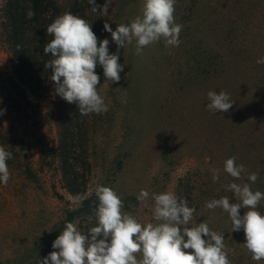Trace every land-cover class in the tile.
<instances>
[{"label": "trees", "instance_id": "trees-1", "mask_svg": "<svg viewBox=\"0 0 264 264\" xmlns=\"http://www.w3.org/2000/svg\"><path fill=\"white\" fill-rule=\"evenodd\" d=\"M105 2L96 0L101 6ZM109 3V9L121 8L124 24H128L135 18V9L141 14L143 0H109ZM91 7L88 0H2L0 43L10 58L12 74L6 76L0 72V110H3L0 146L11 152L12 158L7 161L10 179L6 185L0 183V232L15 229L22 217L19 212L13 215L10 208L24 199L35 205V210L27 209L28 213L24 214L15 232L35 233L18 240L20 245L15 247L2 246L3 238H0V264H39V259L58 251L52 248V243L66 222L74 223L85 233L97 226L94 211L98 200L94 190L107 182L94 162L93 114L81 116L75 104L56 94L52 70L44 66L52 57L43 52L53 38L46 32L48 25L66 12L91 24L99 46V41L105 37V32H98L104 29L105 15L92 12ZM29 9L35 13L31 18L27 16ZM174 17L175 22L183 26L179 36L180 55L187 54V28H194L196 34L195 26L199 25L202 30L220 37V48L225 55L221 72L232 63L243 69L238 83L244 91L231 101L238 100L244 108L236 112V127L246 132L233 138L232 129L230 136L223 138L221 145L226 147L227 155L208 149L201 192L195 188L187 190L195 184L192 180L185 187L179 180L176 196L187 199L188 206L196 210L189 227L205 222L211 230L223 234L230 264H264V259H252L245 247L243 229L232 232L228 213L206 207L212 199L221 197L238 203L235 193L226 190L233 182L248 183L253 191L264 193V129L259 126L264 123V64L257 63L264 58V0H176ZM157 43L161 50L166 46L163 40ZM170 47L174 52V47ZM193 63L192 70L186 69L187 62L179 60L176 64L161 89L160 110L172 104L180 107L190 82L201 83L206 78L201 62L194 60ZM95 71L102 76L101 66L97 65ZM173 81L180 84L175 90ZM221 127L226 129V124ZM232 157L236 158L237 165L245 167L240 179L224 171L225 161ZM213 169L220 170L217 181L212 179ZM251 173L258 174L255 183L248 180ZM77 197L81 198L79 202ZM131 197L136 203L134 209L129 211L124 205L123 212L133 215L141 224L155 223L152 196L144 201L138 200L137 195ZM245 211L241 209V215ZM258 211L264 214V199ZM37 232H42L40 252L35 244L37 241L34 242Z\"/></svg>", "mask_w": 264, "mask_h": 264}, {"label": "clouds", "instance_id": "clouds-1", "mask_svg": "<svg viewBox=\"0 0 264 264\" xmlns=\"http://www.w3.org/2000/svg\"><path fill=\"white\" fill-rule=\"evenodd\" d=\"M88 3L92 12L108 15L109 0L102 6L97 5L96 0H88ZM175 4L176 0H143L141 14L130 23L119 24L114 31L105 23L104 30L111 33L117 45L114 53L109 52L107 38L100 40L98 46V38L85 19L70 12L57 16L46 29L53 38L43 48L44 54L52 57L44 66L52 70L56 94L75 104L81 116L107 112L108 106L97 91L100 83L95 71L97 65L103 69L105 83H117L124 70V65L118 62L119 49L126 43L135 41L137 55H142L146 46L161 40L166 46L178 47L183 26L175 22ZM34 15L29 9L27 16ZM257 63L264 64V58ZM207 96L210 101L207 109L214 114L228 112L234 103L224 91H209ZM10 158L12 153L0 146V183L5 185L10 179L7 164ZM235 160V157L228 158L224 171L240 179L246 170ZM212 171L213 181L219 180L220 170ZM257 179V173L248 175L253 183ZM226 190L234 192L239 202L230 203L228 197H221L212 199L206 207L228 213L232 232L243 229L245 247L252 259H264V214L258 211L264 193L253 191L248 183L233 182ZM94 194L98 200L94 211L97 226L85 233L74 223L66 222L52 243V248L58 251L39 259V264H230L223 234L211 230L205 222L189 227L196 210L188 206L187 199L178 198L173 192L153 193L156 222L141 224L133 215L123 212V201L111 187L97 186ZM148 198L149 192L141 189L137 199ZM80 199L76 198L78 202ZM241 209L246 210L243 215Z\"/></svg>", "mask_w": 264, "mask_h": 264}, {"label": "rangeland", "instance_id": "rangeland-1", "mask_svg": "<svg viewBox=\"0 0 264 264\" xmlns=\"http://www.w3.org/2000/svg\"><path fill=\"white\" fill-rule=\"evenodd\" d=\"M1 4L2 0L0 7ZM120 9L108 10V15L102 22L103 27L107 23L114 31L117 25L124 24ZM138 12L135 9L134 17ZM195 28L198 30L196 34L194 28H187V54L180 55L179 46L174 47L173 52L170 46H164L161 50L158 43H153L143 49L142 55H137L133 41L119 49L118 62L124 65L120 81L105 83L104 75H99L101 81L97 91L108 106V111L92 113L94 162L107 182L101 186H109L115 190L129 211L136 205L131 196H138L141 189L148 191L150 196L163 192H173L176 195L179 180L183 186L192 180L195 184L187 190L195 188L201 192L208 149L227 155L226 147L221 145L223 138L230 136L232 129L235 134L233 138L246 133L236 127V112L244 110L238 100L233 101L232 108L226 113L217 111L214 114L207 109L210 102L207 96L209 91H224L229 94L230 100L243 93L244 88L238 83L240 75L244 73L243 69L239 64L232 63L222 73L221 62L225 55L220 48V37L202 30L199 25ZM98 32H105L104 39L107 38L110 42L109 52H116L117 45L112 41L111 33L104 29ZM196 35L200 37H194ZM179 60L187 62L189 65L186 69L189 70L195 68L194 60L201 62L206 78L201 83L190 82L180 107L172 104L167 105L164 111L160 110L161 89ZM0 72L6 76L12 74L10 58L1 43ZM183 72L186 70L183 69ZM179 86L175 81L172 82L174 90ZM223 124H226V129L221 127ZM259 126L264 129V123ZM126 159L128 161L123 166ZM18 203L16 207L11 206L10 211L13 215L19 212L22 219L17 221L15 229L0 232L2 246H19V241L35 233L15 232L24 214L28 213L27 209L30 212L35 210V205L24 199ZM41 233L37 232V239L34 240L37 241L35 244L39 252L42 248Z\"/></svg>", "mask_w": 264, "mask_h": 264}]
</instances>
